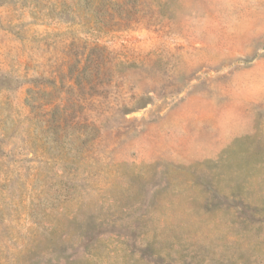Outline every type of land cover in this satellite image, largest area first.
Instances as JSON below:
<instances>
[{
    "label": "rangeland",
    "instance_id": "374dc122",
    "mask_svg": "<svg viewBox=\"0 0 264 264\" xmlns=\"http://www.w3.org/2000/svg\"><path fill=\"white\" fill-rule=\"evenodd\" d=\"M0 264H264V0H0Z\"/></svg>",
    "mask_w": 264,
    "mask_h": 264
}]
</instances>
